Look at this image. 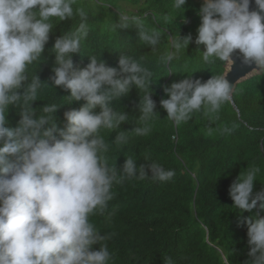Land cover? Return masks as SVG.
Instances as JSON below:
<instances>
[{"label":"clouds","instance_id":"9594fccd","mask_svg":"<svg viewBox=\"0 0 264 264\" xmlns=\"http://www.w3.org/2000/svg\"><path fill=\"white\" fill-rule=\"evenodd\" d=\"M76 4L77 0H0V264H109L112 256L102 242L110 237L100 234L89 218L103 215L113 199L114 183L133 177L164 182L175 175L147 157L150 175L131 157L120 169L107 164L104 153L108 144L100 130H114L128 120L124 111L109 105L122 97L133 103L128 94L131 87H150L153 74L124 53L115 67L95 56H89L86 67L74 66L72 54L80 52L81 42L88 36V12L82 6L74 8ZM185 4L186 0H173L172 6L180 9ZM255 4L258 10L250 11V0H203L194 43L204 46L202 52L197 49L202 61L223 62V72L204 82L188 75L164 86L168 98L161 99L160 105L175 127L199 113L209 122V135L214 131L230 135L235 129V124L211 125L220 120L222 107L231 104L237 84L246 80L230 83L225 73L228 63L234 65L238 59L242 66L255 65L250 72L264 73V0H255ZM77 16L78 27L55 40V65L46 87L36 74L29 79L27 68L40 60L53 19ZM130 24L139 29L138 38L145 45L154 49L161 43L160 31L146 28L140 17L126 10L119 12L114 28ZM192 40L191 34L172 37L159 64L170 65L179 49H186ZM170 73L175 72L169 69ZM54 87L70 90L72 101H84L79 109L64 113L63 127L56 117L52 119L58 108L55 104H45L43 114L34 118L32 103L38 96L46 101L49 92L57 94ZM10 105L20 108L21 118L14 128L5 126ZM97 106L99 113L93 112ZM155 107L151 92L141 97L135 118L143 126L131 130L137 136L150 132ZM234 110L239 117L238 107ZM125 132L116 135V143H127ZM260 171L258 166H247L229 187L233 207L253 213L246 218L251 259L245 264H264V216L253 212L258 201L259 209L264 210V189L253 192ZM95 244L100 245L99 250L93 249ZM221 260L230 264L228 255L222 254ZM165 264H172V258Z\"/></svg>","mask_w":264,"mask_h":264},{"label":"trees","instance_id":"16d2710c","mask_svg":"<svg viewBox=\"0 0 264 264\" xmlns=\"http://www.w3.org/2000/svg\"><path fill=\"white\" fill-rule=\"evenodd\" d=\"M172 4L173 0H103V3L77 0L73 5L74 8L82 6L88 12V36L81 42L80 52L72 54L74 66L86 67L89 56H95L115 67L120 53H124L153 74L150 87H131L128 94L133 97V103L122 97L109 105L117 112L124 111L128 120L114 130H100L108 144V151L104 153L107 164L120 169L131 157L138 167L144 165L149 175L150 161L175 172L171 180L164 182L133 177L114 183L113 199L103 215L95 214L89 219L100 234L110 237L102 242L107 244L112 256L109 264H165L168 257L172 258V264H222V254L228 255L230 264H245L251 259L246 218L253 213L233 207L229 187L241 171L255 165L261 171L254 181L253 192L264 189V73L237 84L233 98L239 117L233 106L226 103L220 120L211 125L216 128L235 124L230 135L215 131L209 135V122L199 113L188 123L175 127L160 105L161 99L168 98L164 86L188 75L204 82L212 75L222 74L223 62L204 63L200 53L204 46L194 43L201 22L198 10L203 2L186 0L180 9H174ZM125 10L129 15L140 17L146 28L160 31L161 43L154 49L145 45L138 38L139 29L135 24L114 28L119 12ZM52 23L54 26L40 60L27 68L29 79L36 74L45 82V87L55 65L52 51L55 40L75 30L80 20L78 16L62 21L54 18ZM189 34L193 40L187 48L179 49L177 58L167 67L159 64V58L171 47L170 39ZM169 69L175 73L168 74ZM59 89L55 88L57 94L49 92L46 101L38 96L32 103L36 109L34 118L43 114L41 108L45 104H55L58 108L52 119L56 117L58 126L63 127L64 113L79 109L84 103L83 100L72 101L70 90ZM147 92H151L156 103L157 115L149 122L150 132L137 136L131 130L143 126L142 122H137L135 113ZM100 111L99 106L93 109L95 113ZM5 115V126L14 128L21 118L20 108L10 105ZM120 132L127 135V143L115 142ZM260 203L258 201L253 212L259 211L264 216ZM99 247V244L93 245L94 250Z\"/></svg>","mask_w":264,"mask_h":264},{"label":"water","instance_id":"95a60500","mask_svg":"<svg viewBox=\"0 0 264 264\" xmlns=\"http://www.w3.org/2000/svg\"><path fill=\"white\" fill-rule=\"evenodd\" d=\"M198 1L203 2V0H198ZM251 10H258V6L255 4V0H250V11ZM234 59H235V57H234ZM254 67H255L254 64L252 66H242L240 64L239 60L236 59V62L234 65H231L228 63L227 70L225 73H228L227 79L230 81V83L236 85L239 81H241L243 79L250 78L251 76H254L256 74H260V73H256L255 70L250 72L252 70V68H254ZM235 85H234V87H235ZM231 104L237 110V107L234 105V102H233V97L231 100ZM238 115H239V113H238ZM260 146L262 148V145H260Z\"/></svg>","mask_w":264,"mask_h":264},{"label":"rangeland","instance_id":"374dc122","mask_svg":"<svg viewBox=\"0 0 264 264\" xmlns=\"http://www.w3.org/2000/svg\"><path fill=\"white\" fill-rule=\"evenodd\" d=\"M123 5L127 8V9H130V6H128L127 4H124Z\"/></svg>","mask_w":264,"mask_h":264}]
</instances>
